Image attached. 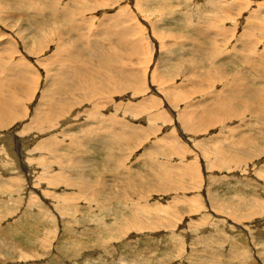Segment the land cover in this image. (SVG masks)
I'll use <instances>...</instances> for the list:
<instances>
[{
	"label": "rangeland",
	"instance_id": "374dc122",
	"mask_svg": "<svg viewBox=\"0 0 264 264\" xmlns=\"http://www.w3.org/2000/svg\"><path fill=\"white\" fill-rule=\"evenodd\" d=\"M18 2L0 0L1 64L8 77L16 75L14 63L24 66L26 61L37 73L32 97L23 102L26 116L0 129V136L23 138L20 127L30 121L33 109L49 104L48 98L41 100L48 92L46 77L60 64L44 71L35 58L45 56L30 54L31 45L39 44L46 55L74 50L75 60L86 62L92 76L97 63L89 62L86 48L107 51L138 90L125 87L111 93L109 84L118 82L101 75L104 90L92 92L87 86L88 101L56 121H71L72 127L61 124L52 132L24 133L28 138L38 135L28 153L37 141L54 135L55 155L47 148L18 160L19 143L12 145L13 154L0 162V264H264V120L252 112V105L236 101L247 87L264 93V0H55L59 8L44 10V21L29 8L25 17L32 21L16 19L21 16ZM67 5L75 14L68 22L59 15ZM247 22L256 27H246ZM9 23L8 29L3 27ZM72 25L78 29L69 30ZM172 91L183 92L185 99L176 103ZM9 93L21 109L18 88ZM224 97H231L228 107L239 109L240 119L226 118L196 135L182 128L178 114L203 112L205 103L214 106ZM139 101L145 108L126 109L127 102ZM90 108L96 113L89 118ZM157 110L165 114L164 122L151 118ZM109 116L119 123L108 122ZM64 128L66 136L59 134ZM133 128L140 135L133 141L112 135L132 133ZM223 150L228 156L243 152L240 157L247 160L217 168L214 155ZM34 157L37 162L31 161ZM56 172L77 186L60 178L49 181ZM136 205L133 219L148 228L119 232L116 225Z\"/></svg>",
	"mask_w": 264,
	"mask_h": 264
},
{
	"label": "bare ground",
	"instance_id": "6f19581e",
	"mask_svg": "<svg viewBox=\"0 0 264 264\" xmlns=\"http://www.w3.org/2000/svg\"><path fill=\"white\" fill-rule=\"evenodd\" d=\"M40 2V3H39ZM67 4V3H66ZM82 6V5H81ZM71 5H67L66 7H64L62 9V11L59 13V15H63L61 19H64V21L68 22L69 17H71V15H75L74 13H72V7ZM77 7V6H76ZM83 7V6H82ZM15 8H18L21 11V16H16V19H20V18H24V19H29L32 21L33 18L29 17H25L27 14V12H25L26 10L28 11L29 9L34 11V14H38L40 15L42 18L41 21H44V19L46 18L44 16L45 13H43V11H49V12H56L57 9L59 8L56 3L55 0H19V2L16 4ZM25 10H24V9ZM29 8V9H27ZM84 8V7H83ZM75 12V11H73ZM82 11H79V13H81ZM114 17V16H113ZM254 17V16H253ZM9 20H11L13 18V14H11L10 17H8ZM7 18V19H8ZM124 20V19H123ZM217 20V18L215 19ZM71 21V20H69ZM112 21V20H110ZM117 21V19H116ZM105 22V21H104ZM131 22V21H130ZM106 23V22H105ZM112 23V22H111ZM117 23V22H116ZM248 23V22H247ZM12 23H9L6 27L3 26L4 28L8 29V27L11 25ZM108 23H106L107 26ZM115 23L111 24L114 26ZM213 24V23H212ZM212 24H207V28H211ZM14 25V24H13ZM110 25V24H108ZM1 26V25H0ZM44 26V23L39 24L36 26V31L39 32L40 28L42 29V27ZM122 26V24L120 25ZM29 27H31V25H29ZM105 30L110 31L111 29H108L107 27L103 26ZM112 27V26H111ZM217 27V26H216ZM246 27L252 29L255 28L256 25L255 24H249L246 25ZM75 28L78 29V27L76 26H70V28H68L69 30H74ZM122 28V27H121ZM124 28V27H123ZM218 30L220 31L221 29H223L221 26L217 27ZM115 29V28H114ZM2 31V29H0ZM101 30V29H100ZM247 30V29H245ZM77 31V30H75ZM97 31V30H96ZM252 32L254 30H251ZM103 32V31H102ZM106 32V34H108ZM70 33V31H69ZM78 33V32H77ZM98 33V32H97ZM110 33V32H109ZM13 35H16L15 33H12ZM96 34V33H95ZM105 34V35H106ZM83 35V33L81 34ZM110 35V34H109ZM108 35V36H109ZM152 35V34H151ZM120 36V35H119ZM111 37V36H110ZM246 37V36H245ZM109 38V37H108ZM112 38V37H111ZM117 38V37H116ZM120 38V37H119ZM124 38V37H122ZM133 39V38H132ZM118 40V39H117ZM84 41V40H83ZM69 42V41H68ZM77 42V41H76ZM104 42V41H103ZM121 42V41H120ZM136 42V41H135ZM96 43V42H95ZM122 44L123 41L121 42ZM140 43V42H138ZM4 44V43H3ZM164 44V43H163ZM94 45V43H93ZM92 45V46H93ZM96 45V44H95ZM98 45V43H97ZM96 45V47H97ZM100 46V45H99ZM123 46V45H122ZM130 46V45H129ZM138 46V45H136ZM91 47V46H90ZM94 47V46H93ZM6 48V47H5ZM101 48V47H100ZM122 48V47H121ZM128 48V47H127ZM130 48V47H129ZM134 48V47H133ZM136 48H139L136 47ZM67 49V48H66ZM92 47L89 50V48H85L81 49L85 50L88 53V59L89 62L91 61H96L97 63V67L98 71H96V75H91L92 73L90 71H88V66L87 63L84 61H79V57L78 55H76L78 57L77 60H75L76 58L74 57V53L75 51L73 50V52L71 53L70 50L66 51L64 50L63 53H58L55 50H53L50 54L46 55L45 52L40 51L39 49V44H36L35 46H30V54H32L33 56H39V57H44L45 59H39V58H35V62L37 66H44V71L45 69H53L57 64H60V66L58 65L57 70L53 73H51L52 75L50 77H46L47 79V93L44 94L41 98H48V106H46V108H39L38 106L35 107L33 109V113H32V117L30 119L29 122H24L22 124V127H20V131L19 134H21L23 136L22 137H18L16 136L15 133H8V136H0V142H2L1 139H3L4 142L0 143V162H6L7 160L5 158H9L8 154H13V152L15 151L14 147L12 146L14 143H19V147L21 150L19 149V152L21 154L18 155L20 160V157H26L27 159L32 158L31 155L33 156V153L35 151H46L47 148H51L53 151L52 153H55V149L54 147L57 146V142L55 139L54 135H51L49 137H46L44 139H42V141H37L35 143V145H33L34 147H32L34 149V151L28 153V146L30 147L31 143L34 142V139L38 136L36 134V136H33L31 138H28L25 134H30V133H38L41 134L43 132H46L47 130H49L50 132H52L54 129H57L58 126H60L61 124H65V126L67 127H71L74 125H72V122L70 121V123H68V120L66 121H60L59 123L56 122L57 120H59L61 117V115H64L65 113H67V110L71 109L73 107H75V105H78L84 101H88L87 97H86V90L85 89L87 86H90L91 91L93 92V90H97L98 88L101 89L102 88V78L101 75L103 76V78L106 80H112L118 82L117 84L111 86V84H109L110 87V92L114 93L117 90H123L125 91L123 88L127 87V89L131 88V90L133 92L136 93V90L138 85L133 83V80H131L132 82H130V80H128L130 77H126L128 76V72L127 70H125L122 67H119V65H115L117 64L116 61H114V56H112L113 54L109 55L108 53H106L105 51L101 50H97V51H92ZM4 45L3 48L0 49V129L5 128L6 126H8V124L12 123L15 120L18 119H23V117L26 116V104L24 106L23 102L24 100L27 101V99H31V95H32V91H33V73H37L34 71V69L31 67L30 62H24V66L21 65H16L14 63V69L16 71V75L13 77H8V72L7 69L4 70V66L3 64H1V57H3L5 51H4ZM134 50V49H133ZM121 51V50H120ZM130 51V50H129ZM138 51V50H135ZM134 51V52H135ZM76 53L78 54L77 50ZM137 53V52H135ZM73 54V55H72ZM116 55V54H115ZM119 57V56H118ZM117 57V58H118ZM122 58V57H121ZM116 60V58H115ZM88 62V60H86ZM114 61V62H113ZM123 61V60H122ZM246 61V60H245ZM262 61V60H261ZM254 61H249V64L254 65L253 63ZM122 63V62H121ZM93 65V64H92ZM132 65V64H131ZM264 65V64H263ZM123 66V65H122ZM131 67V66H130ZM56 68V67H55ZM91 69V68H90ZM95 69V68H94ZM135 69V68H134ZM96 70V69H95ZM88 71V72H87ZM93 72V71H92ZM136 72V71H135ZM95 73V72H94ZM93 73V74H94ZM133 72H131L132 74ZM6 74V75H5ZM5 75V76H4ZM99 75V77H98ZM123 75V76H122ZM38 76V75H37ZM46 76V75H45ZM230 76V75H229ZM139 77V76H138ZM223 77V76H222ZM111 81V82H112ZM235 81V80H234ZM104 83H106L104 81ZM103 83V84H104ZM233 83V82H232ZM236 83V82H235ZM106 85V84H105ZM236 85V84H235ZM15 87L16 89L18 88L19 93L22 94V104L23 107L20 109L19 107H17V103H18V99L15 97H12L10 92V88ZM50 87V88H49ZM169 87V86H168ZM108 88V86H107ZM172 88V87H171ZM231 88V87H230ZM235 88V87H234ZM239 88V87H238ZM237 88V89H238ZM103 89V88H102ZM106 89V88H105ZM165 89V88H164ZM246 89V88H244ZM104 90V89H103ZM156 90V89H155ZM161 90V89H160ZM166 90V89H165ZM177 90V89H176ZM175 90V91H176ZM202 90V89H201ZM225 90V89H224ZM233 90V89H232ZM9 91V92H7ZM102 91V90H100ZM159 91V90H158ZM228 91V90H227ZM246 91V90H245ZM74 92L78 95L76 96V94H74ZM99 92V91H98ZM103 92V91H102ZM163 92V91H162ZM173 92V91H172ZM225 92V91H224ZM226 93V92H225ZM238 93V92H237ZM242 93V92H241ZM247 93V94H245ZM243 95L241 94L240 96H236V101L242 102L241 104H249L253 106L252 108V112L255 111V114L261 118H263L264 120V93L252 89V88H248L247 87V91L245 92ZM221 94V92H220ZM42 95V94H41ZM163 95V94H162ZM171 95V93H170ZM183 92L181 91H177V92H173V99H175L176 101H181L183 99L184 96ZM217 95V94H216ZM230 95V94H229ZM244 95H247V98H244ZM166 96V95H165ZM219 96V95H218ZM224 96V95H223ZM221 96V97H223ZM227 96V95H226ZM189 97V96H188ZM89 98V97H88ZM158 98V97H157ZM228 98V97H227ZM226 97L224 98H217V103H214V106H211L209 103L206 105H204V107L202 108L203 112L201 114L198 113V110H196L197 112L194 111H188V112H181L180 114L177 115V119L178 121L182 124V128L190 131L189 133H194V131H196L194 134L196 135L197 131L202 129V128H206L208 126H214V123L217 122L219 123L222 120H226L230 119V118H235L240 116V110L237 109L235 106L233 108L228 107L230 104H232L233 100H229ZM153 99V98H152ZM172 99V98H171ZM185 99V97H184ZM90 100V98H89ZM231 101V102H229ZM172 102V101H171ZM176 102V103H178ZM41 104V103H40ZM123 104V103H122ZM145 103H143V101H139V104H130L127 102V106L126 109L130 112L135 111L137 108L136 107H143ZM148 104V103H147ZM150 104L152 105H159L155 100H151ZM171 104V103H170ZM42 105V104H41ZM132 105V107H131ZM173 106L175 104H172ZM178 105V104H177ZM94 106V105H93ZM121 106V104H120ZM238 106V105H237ZM117 107V106H116ZM131 107V108H130ZM157 107V106H156ZM163 107V106H162ZM247 107V106H246ZM95 108V107H94ZM145 108V107H143ZM142 108V109H143ZM146 108H148V106H146ZM185 108V107H184ZM125 109V111H127ZM130 109V110H129ZM155 109V108H154ZM246 109V108H245ZM68 110V111H69ZM70 110V111H71ZM186 110V108H185ZM86 111V109H85ZM142 111V110H141ZM155 111V110H154ZM243 111V110H242ZM87 112L89 113V118L93 117L96 113V111H92V109H88ZM99 112V111H98ZM161 110H157L156 112H154L151 116L154 118H159L162 119L164 122L165 119V114L164 113H160ZM126 113V112H125ZM74 114V113H73ZM76 114V113H75ZM69 115V114H68ZM169 115V114H167ZM255 115V116H256ZM73 116V115H72ZM88 117V116H86ZM171 117V116H170ZM59 118V119H58ZM67 118V117H66ZM69 118V116H68ZM110 120H108V122L112 121L115 124L119 123V120L117 118H115L114 116H109ZM93 119V118H92ZM104 119V117H103ZM240 119V118H239ZM70 120V119H69ZM168 120V119H167ZM170 120V119H169ZM172 120V119H171ZM107 122V123H108ZM169 122V121H168ZM225 122V121H224ZM126 123V122H124ZM89 124V123H88ZM127 124V123H126ZM91 125V124H89ZM179 125V124H178ZM171 127V126H170ZM89 128V127H88ZM122 128V127H121ZM126 128V127H125ZM174 128V127H173ZM66 128L62 129L60 131L59 134H61L62 136H64V130ZM68 129V128H67ZM130 129V128H129ZM175 129V128H174ZM207 129V128H206ZM71 130V129H70ZM134 130V131H133ZM133 132L132 133H125V132H118L114 133L113 130L111 132L112 135H115L117 137V139L123 141H133L132 138H135V136H140L138 135L136 132L138 131V129H134L133 128ZM142 130V129H141ZM140 130V131H141ZM181 130V129H180ZM185 130H183L185 132ZM67 131V130H66ZM106 131H108L106 129ZM171 131V130H170ZM70 132V131H69ZM172 132V131H171ZM55 134H57L56 132H54ZM74 133V132H73ZM73 133H71L73 135ZM87 133V131H86ZM143 133V132H142ZM141 133V134H142ZM84 135H86L85 133H83ZM172 134V133H171ZM31 135V134H30ZM35 135V134H34ZM173 135V134H172ZM66 136V135H65ZM68 136V135H67ZM165 136V135H164ZM14 137H18V138H14ZM25 137V138H24ZM27 137V138H26ZM70 137V136H69ZM74 137V136H73ZM83 137V136H82ZM114 137V136H113ZM194 137V136H193ZM262 137V136H261ZM71 138V137H70ZM87 138V136L85 137ZM103 138V137H102ZM175 138V137H174ZM33 140V141H32ZM99 140V139H98ZM102 140L100 138V141L102 143ZM114 140V139H113ZM112 140V143H113ZM116 140V138H115ZM165 139H163L164 141ZM168 140V139H167ZM174 140V139H173ZM59 141V140H58ZM61 141V140H60ZM63 141V140H62ZM89 141V140H88ZM84 142V141H83ZM59 143V142H58ZM86 143V142H85ZM88 143V142H87ZM129 143V142H128ZM60 144V143H59ZM167 144V143H166ZM236 144V143H235ZM71 145V144H70ZM169 145V144H168ZM195 145V144H194ZM238 145V144H237ZM263 145V144H262ZM261 145V146H262ZM17 146V145H16ZM68 146V145H66ZM176 146V144L174 145ZM181 146V145H180ZM65 147V146H64ZM74 147V146H73ZM165 147V146H164ZM168 147V146H167ZM166 147V148H167ZM185 147V146H184ZM171 148V147H170ZM186 148V147H185ZM169 149V148H168ZM182 149V148H181ZM180 149V150H181ZM188 149V148H187ZM190 149V148H189ZM187 151V150H186ZM219 151L218 153H215V157L214 159L217 160V163L219 167H217V163L215 165V167L220 168V166H222L223 164H226V166L228 167V162H232V163H237V161H245L247 159H244L240 156H244L242 154H244L243 152L239 153L241 155H234L231 156V158H229L230 156H228V154L225 152V150ZM263 151L264 152V146L261 147L260 152ZM18 152V151H17ZM178 152V151H177ZM33 153V154H32ZM186 153V152H185ZM17 154V153H16ZM166 154V153H165ZM181 154V153H180ZM226 154V155H225ZM43 155V154H42ZM55 155V154H54ZM163 155V154H162ZM211 155V154H210ZM259 155V154H258ZM13 156V155H12ZM17 157V156H16ZM43 157V156H42ZM63 157V156H62ZM69 157V155L67 156V158ZM228 157V159L230 160H225L224 158ZM13 158V157H12ZM64 158V157H63ZM251 158V156L249 157ZM240 159V160H239ZM33 160H38V158H33L31 159V161ZM194 160V159H193ZM210 161V160H209ZM24 163V160H21V162H19V166L21 167V164ZM59 163V162H58ZM18 164V163H17ZM56 164V163H55ZM181 164V163H180ZM184 165V164H183ZM72 167V166H71ZM81 167V166H79ZM237 167V166H236ZM239 167V166H238ZM85 169V168H84ZM154 169V168H153ZM184 171V170H183ZM187 171V170H186ZM21 172V171H20ZM191 172V171H190ZM188 173V172H187ZM192 173V172H191ZM190 173V174H191ZM22 174V173H21ZM166 174V173H164ZM186 174V173H185ZM64 175V174H63ZM187 175V174H186ZM50 176V175H49ZM61 179L67 186H72L74 187L75 185L77 186V184L75 182H72V180H64L62 178L61 172L56 174H53L52 177H50L49 181H54L56 182L57 179ZM69 178V177H68ZM62 182V183H63ZM49 183V182H48ZM61 183V182H60ZM50 184V183H49ZM57 184V183H56ZM92 184V183H90ZM79 185V184H78ZM79 187H81V185H79ZM87 187V185H85V188ZM57 188V187H56ZM82 189V188H81ZM74 192V191H73ZM77 193V192H76ZM96 193H94L95 195ZM103 194V193H102ZM74 203V202H73ZM77 205V204H76ZM157 207V206H156ZM136 207L131 208L128 214V217L126 218L125 222L121 225V226H117L116 228L119 232H123L124 230H130L129 228H135L137 227L138 229H143V228H148L149 224L148 223H142L140 221V219H133L135 218V216H137L136 214ZM143 211V210H142ZM258 213V212H257ZM237 215V214H236ZM246 216L249 215V213L245 214ZM244 216V215H242ZM115 228V229H116ZM43 235V234H41ZM44 238L42 237V240Z\"/></svg>",
	"mask_w": 264,
	"mask_h": 264
}]
</instances>
